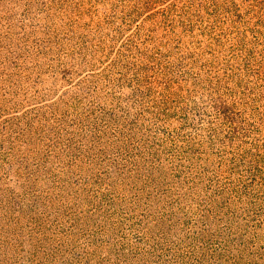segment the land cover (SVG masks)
<instances>
[{
	"label": "rangeland",
	"instance_id": "374dc122",
	"mask_svg": "<svg viewBox=\"0 0 264 264\" xmlns=\"http://www.w3.org/2000/svg\"><path fill=\"white\" fill-rule=\"evenodd\" d=\"M0 264H264V0H0Z\"/></svg>",
	"mask_w": 264,
	"mask_h": 264
}]
</instances>
